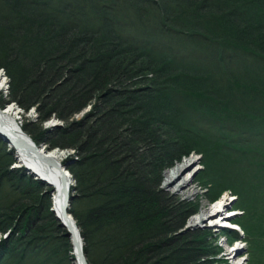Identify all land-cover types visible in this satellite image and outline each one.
Listing matches in <instances>:
<instances>
[{"label": "trees", "instance_id": "obj_1", "mask_svg": "<svg viewBox=\"0 0 264 264\" xmlns=\"http://www.w3.org/2000/svg\"><path fill=\"white\" fill-rule=\"evenodd\" d=\"M0 70L2 105L63 124L50 149L76 157L68 213L88 264L216 263L203 238L176 240L198 205L157 190L160 168L193 153L209 200L235 199L247 264H264V0H0ZM87 106L92 123L74 126ZM23 128L39 146L41 127ZM23 200L0 199L3 224L37 220ZM41 229L27 249L2 242L0 264H72Z\"/></svg>", "mask_w": 264, "mask_h": 264}, {"label": "rangeland", "instance_id": "obj_2", "mask_svg": "<svg viewBox=\"0 0 264 264\" xmlns=\"http://www.w3.org/2000/svg\"><path fill=\"white\" fill-rule=\"evenodd\" d=\"M0 72L4 73V71L2 70H0ZM4 83H8L7 77L3 79V83L0 82V102L2 104L3 102L6 103L10 100L8 93V85L5 86ZM5 105L6 107L11 106L15 109L14 117L20 126L23 127V125L26 123L31 124L32 128L34 127L38 128L40 126L41 129L44 131L43 134L44 136H43V141L40 142L39 146H43L44 148H47L46 150H52L50 149L51 141L52 142L55 141L53 134L56 132L58 128H61L63 126L60 120L56 119L55 117H51L49 120L39 125L36 124V111L34 109H31L29 110L28 113H25L15 103H9ZM91 115H92V109L90 108V106H87L81 112L74 115L73 117L74 126L77 125L78 123H83V124L87 123L88 125H90L92 123L90 121L92 117ZM55 149L63 152V154L65 155L62 161L63 167L65 166L64 164L65 162L66 165H69L71 161H74L76 159L73 150L60 149V148H55ZM189 156L194 157L196 159V163L191 167H189L186 171H184L182 177H185L186 173L190 171L189 172L190 174H188L187 177L188 179L191 178L193 180L192 184L190 185L191 186L190 188L195 189L198 192V194L195 197L186 199L183 195L174 193L175 191L173 190V188L171 187L164 188L163 181L167 171H169L172 167L179 164L181 161L187 159ZM18 158H19L18 153L15 150H13V148L8 143L6 142L4 143L3 138L0 136V181H3V186H5L3 192L0 193V199L6 198L8 199V203L20 202L18 203L19 205V204H23L22 203V201H24L23 199L37 198L39 200V206L36 205L34 209L39 208L41 214H38L39 217L37 218V220H35V222H32V224L29 226L26 225V221H24L25 220L24 215L22 216L20 215L16 219L14 216V221L8 223L4 219L3 220L4 224L1 222V217H0V229L7 227V230L5 232H0V244L2 242H5L7 250H10L14 244L19 242L21 243L22 248L27 249L29 246L28 245L29 241L32 240L31 237L33 233L37 231V228L42 227L41 231L43 238L41 240L40 239L38 240L39 242L43 243L41 245L45 244L46 247L48 248L46 250H50V253L52 252L53 255H57V257L60 256L65 261L70 260V262L74 264L73 257L72 255L69 254L70 246H69L68 237L65 236L66 233L65 230L62 227H59V221L57 219V215L53 211L52 198L54 194L53 192H55L54 187L48 183H44L43 181L39 180L38 177L32 175L29 172V170L23 171L21 169L22 166L19 163ZM18 165H20L21 167L19 168ZM202 171H203V165L201 162V158L199 155L195 153L187 155L185 157L183 156L176 161H170L168 162L167 165L160 168L156 176V178L158 179V185H157L158 193L163 198H169L171 200L186 202L191 204L196 203L198 205V208H196V211L193 213L192 216L199 214L203 210H209L214 208V206L216 205L215 202L223 197L224 199H226V204H225L226 207L221 211L222 217H226L230 215V213H232V211L235 210L234 207L236 203L234 201V198L228 193H224L220 198L210 203L209 200L210 195L206 193L204 189V183L201 180V176H204L202 174ZM69 184L70 186L68 192L67 212L71 207L70 206L71 202L79 203L77 196H75L70 191V188L73 185L71 176H70ZM48 204L50 209L47 210ZM0 213L1 216L3 213L2 210H0ZM192 216H190L186 220L183 227L175 235L178 237L176 239L177 241L186 238L192 239L194 237L203 238L205 244L211 245L212 247H217V251H219V254L216 257L217 258L216 263L213 264H231L230 261H225L224 253L227 251L230 252L234 249L238 250V252L235 257L236 259L233 260L232 263L247 264V262L245 263L243 257V253L245 252V247L241 242L234 246L232 244L230 245L229 239L221 235L222 229L218 228V226L214 227V225H211L207 221L199 224L194 228H190L187 222ZM239 235L241 237L240 239L244 240V238L241 236V232L239 233ZM80 240L83 246L81 237ZM31 250L36 251L37 246L33 245L31 247ZM29 263L31 264V262Z\"/></svg>", "mask_w": 264, "mask_h": 264}, {"label": "bare ground", "instance_id": "obj_3", "mask_svg": "<svg viewBox=\"0 0 264 264\" xmlns=\"http://www.w3.org/2000/svg\"><path fill=\"white\" fill-rule=\"evenodd\" d=\"M4 78H6L5 74L0 72V82L3 83ZM4 84L5 86L8 85V83ZM0 110V136L3 138L4 143L11 144L13 148L15 147L18 150V161L23 165L21 169L23 171L29 170L39 180L44 183L54 184L59 188L58 194L53 192V211L57 215L59 225L61 224L68 235L69 254L72 255L74 264H81L79 259V249L82 248L80 235L73 218L67 212L70 175L62 164L65 155L56 149L46 150L47 148L43 146H37L23 132L24 128L17 123L13 107H6V105H2L0 102ZM195 163L196 159L189 156L167 171L163 181L164 188L171 187L175 191L174 193L181 194L186 199L195 197L198 192L190 188L193 180L187 178L190 171L186 173L185 177H182L183 172ZM215 204L214 208L203 210L199 214L192 216L187 222L188 226L194 228L206 221L214 225V227L223 225L226 221L222 217L221 211L226 207V199L222 197ZM237 252L238 250L235 249L225 252V261H230L233 264L232 261L236 259Z\"/></svg>", "mask_w": 264, "mask_h": 264}, {"label": "water", "instance_id": "obj_4", "mask_svg": "<svg viewBox=\"0 0 264 264\" xmlns=\"http://www.w3.org/2000/svg\"><path fill=\"white\" fill-rule=\"evenodd\" d=\"M59 227H62L61 224L59 225ZM65 236H68L67 233H65ZM79 259L81 261V264H87L86 259H85L84 255H83L81 249H79Z\"/></svg>", "mask_w": 264, "mask_h": 264}]
</instances>
